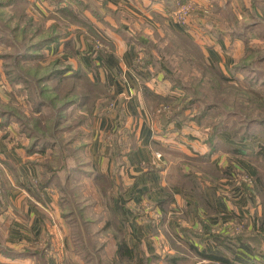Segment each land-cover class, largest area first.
<instances>
[{
    "label": "rangeland",
    "instance_id": "374dc122",
    "mask_svg": "<svg viewBox=\"0 0 264 264\" xmlns=\"http://www.w3.org/2000/svg\"><path fill=\"white\" fill-rule=\"evenodd\" d=\"M48 1L0 0V168L14 169L13 180L29 181L34 188L31 193H38L37 186L44 185L36 197L48 208L47 226L55 228V233H49L50 243L42 240L37 245L45 248V259L32 263L21 259L13 264H127L116 256L120 237H125L138 255L152 256L147 264H167L166 255L176 251L171 237L174 242L177 235L189 237L185 230L195 219L188 214L179 217L177 206L171 207L166 221H152L158 228L156 234L147 219L125 221L134 201L147 205L145 211L151 208L148 200L152 199L154 166L128 152L131 138L137 145L133 150L139 148L137 124L142 110L154 128L172 132L164 121L155 120L160 107L144 95L146 83L166 96L167 100L158 102L167 111L186 108L181 119L188 126L176 122L190 135L183 144L196 141L208 151L207 140L212 134L221 147L214 159L217 164L224 163L220 154L232 150L240 153L230 154L231 160L256 168V176L239 169L230 179L239 202L248 204V209L256 207L258 229L259 208L264 204V0H170L169 16L156 19L159 24L154 19L148 22L145 16L123 19L113 8L96 2L94 7L101 8L109 21L104 16L96 18L99 30L83 26L71 12L60 13ZM184 7L192 11L186 19H176L175 12ZM52 16L71 20L60 40L55 38L62 35L61 23ZM218 39L226 43L233 58L226 67L211 62L205 51ZM71 49L75 54H69ZM79 62L86 68L95 62V76L91 70L90 77L77 71ZM86 80L105 84V92L93 83L90 87ZM100 104L108 105L99 115ZM194 119L197 121H191ZM117 136L129 140L119 155L118 148L114 150ZM2 158L11 159L12 163L8 162L13 166ZM157 160L155 166L164 165V153ZM178 160L184 158H175L174 166ZM137 164L138 169L134 167ZM183 166L188 169L185 163ZM159 173H155L158 181ZM221 196L229 201L228 196ZM13 213L21 216L18 209ZM219 217L214 229L224 234L214 238V248L207 243V252L218 248L215 252L222 254L224 249L238 262L264 264V250L224 238L230 229L243 232L246 221L236 225ZM9 219L1 231L11 229ZM253 221L249 220L247 229L253 227ZM205 223L209 228L210 223ZM260 239L264 241V233ZM180 252L193 257L186 244ZM200 263L223 264L213 260Z\"/></svg>",
    "mask_w": 264,
    "mask_h": 264
},
{
    "label": "crops",
    "instance_id": "0c3cea01",
    "mask_svg": "<svg viewBox=\"0 0 264 264\" xmlns=\"http://www.w3.org/2000/svg\"><path fill=\"white\" fill-rule=\"evenodd\" d=\"M103 3H105L106 6L118 11L119 15L123 19L132 18L138 20L139 18L145 16L148 22H151L152 19H154V22H156L157 24L159 23L156 19H158L159 17L168 18L169 14L167 15V9H169L168 7L171 5L166 0H103ZM100 12H102V10H100ZM84 13L85 17L89 20L91 24L95 26V28H97L98 30L101 29L98 24L100 22L96 20L95 16H93L88 11H85ZM104 19L108 21L107 14L104 15ZM142 22L146 23V21L144 20ZM143 27H145L144 24ZM101 35L103 36L102 33ZM212 44L213 46H210L207 50L205 49V51L208 53V57L211 58L210 61L215 64H218L220 67H226V65L231 63V60L233 59L230 53L228 52L226 43L222 39H218V42H212ZM138 93H140V91H138ZM142 105H144L143 101ZM142 113V116L138 118L137 124V128L139 129V131H141V133L139 134V137H141V142L139 144V148L133 150L132 157H136L139 161L145 160L147 161V163H149V165L152 164L154 167H152V199L148 200L151 203V208L150 210L145 211V207L147 206L145 205L143 210L144 213L142 212V216H140L138 219H140L141 221L145 219L149 220V223L153 229V226L155 224L152 221L159 222L163 219L166 221V219L170 216V209H172L171 207L177 206L181 211L179 217L188 214L193 216V218L195 219V222L193 221V224L190 223L189 226L186 224L188 229H186L185 231L189 233V230L193 227L192 229H196L198 233L203 234L205 241L204 243H199L194 238H191L190 234L189 237L188 234L183 235V237L189 241L198 243L197 245H199L202 250L207 249L208 242H210L212 248H214L212 244L214 243L216 246L214 238L219 234L221 235V233L216 232L214 229V226L219 224L215 222H220L221 220L219 219V215L211 214L209 216H205L201 212V219L209 222L210 227L214 230H209L211 228L201 227V224L199 223V218L192 213V197L190 195L184 197L179 187L168 185L167 180L165 178L167 173V162H165L164 165H162L163 163H160V166H155L156 164H158L157 155L155 156V154L156 152H158V154H162V152L156 150L155 148H151H153V140H157L160 138L165 142L177 143L180 146V150L190 156L204 155L207 153L206 150L202 147V145H200L199 142L196 141L190 142L189 145H185V143L183 144L181 141L186 140V136L189 135V132L184 127L176 126V124L178 123H175V125H170L168 130L170 129V131L172 132L168 134H166L165 132L164 134L158 136L156 133L157 127H153L152 119L147 116V114H144L143 110ZM130 122H132V119L130 120ZM175 137L177 139V142L175 141ZM228 155L229 154L227 152H224L222 155H219V158H222L224 160V163L220 165L217 164V162H215L214 160L217 157V153L211 158L210 162L211 164H214L217 168L227 166ZM2 159H5V161H10L12 163L11 159ZM140 163L142 164V162ZM134 167H136L137 169L139 168L138 164ZM6 169L7 170L5 171L1 169L0 176V196H3V198L0 197V219H2L0 220V228L1 226H3V224H6L10 216L11 219L9 220L11 229L7 231H1L0 229V264H13V261L21 259V261H30L32 263L39 260V258L35 254V252L39 250V247L37 245L42 240H47L48 243H50L51 234L49 233H55V228L53 227V224H50L49 226H47L46 224L45 218H47L49 215L46 211L48 208L45 207L41 201H38V198L36 197V194H38L39 196L40 188L37 186L38 193H36L37 191H33L31 193L30 191H32V189L34 188L33 186H31V183L29 181L23 183L22 180H13L12 175L15 177L17 173H13L9 168ZM132 169L135 171L133 166ZM157 171H161V173H159L161 177L159 181L157 179V174L155 175ZM235 189V185L230 186L229 183H222L221 181H219L217 183V186H207V196L212 202V204H214L215 207L221 210V214L234 215L236 213V215L238 216H244L249 205L244 203L241 204V202H239L240 200L236 198V194H238V192ZM221 194L226 195V197L228 196L227 199L229 201L225 200L221 196ZM167 199H171V201L169 205V211L167 212V215L164 218L161 211L160 203ZM137 201H134V204L132 206L135 207L143 205L142 203ZM44 208L45 210H42ZM14 209H18L21 216H18L16 213L14 214ZM15 215L19 218H16ZM52 218H54V214L52 215ZM228 219L232 220L231 218ZM201 228H203V230ZM166 248L168 247L166 246ZM41 249L44 250L45 248ZM167 250L168 249H166L165 251ZM215 251H218V248ZM221 251L223 252L221 255L228 257V255H226L227 252L224 249H221ZM203 261L205 262V260ZM196 264L198 263L196 262Z\"/></svg>",
    "mask_w": 264,
    "mask_h": 264
},
{
    "label": "trees",
    "instance_id": "16d2710c",
    "mask_svg": "<svg viewBox=\"0 0 264 264\" xmlns=\"http://www.w3.org/2000/svg\"><path fill=\"white\" fill-rule=\"evenodd\" d=\"M166 1L169 4H171L170 0H166ZM96 2L101 3V5H100L101 7L106 6L105 3H103V0H49V5H51L53 7V9H56V6H57L58 11L62 14H64L65 12H71L73 19L78 20L80 22V24H82L83 26H86V27H90V29L93 30L94 25L91 24L89 22V20L85 17L84 12L88 11L93 16H95L96 18H101L99 16H104L102 14V12H100L101 8L98 9V8L94 7V3H96ZM113 11H115L117 14H119L118 11H116V10H113ZM62 16H64V15H62ZM52 17L54 19L58 20L62 25V26L60 25L62 35L55 38V40H60V37H65V35H66L65 31H66L67 27H69L68 23L71 20L61 19V18L54 17V16H52ZM94 44H95V41H94V43H92V45H94ZM68 45H70L72 47L74 46V44H72V43H68L67 46ZM101 49H103V47ZM97 51L98 50H96V53H94V56L97 54ZM68 52H69V54L73 55V54H75V49H71ZM91 66H92L91 68L90 67L86 68L82 62H79V67H78L77 71H80V72L82 71L83 76L90 77V73L88 70H91L94 72V76H95V73H96L95 72L96 71L95 62H92ZM80 72H78V73H80ZM85 82L88 83V85L90 86L93 83V80H86ZM93 84H95V86L100 88V90L102 92H105V90H104L105 84H102L101 82H96V83L94 82ZM143 93L146 96V98L148 97L147 95L151 96L152 101L157 102L158 103L157 106L160 107L158 109L159 110V113H158L159 115H157L158 117L156 115H154L157 123L158 122L161 123L164 121L163 122L164 125L170 126V125L178 122L180 124H183L182 126H188L187 124H184L186 122L183 119H181V117L183 116V113H184V109H186V108H184V107L175 108L172 111H167L165 109L166 106L163 105L162 102H158L160 100H167L166 96H162V95L158 94V92L155 91L154 87L151 88V87H149V85L143 84ZM158 98H159V100H156ZM164 103H166V101H164ZM107 105L108 104H100L97 107V109L99 111V115L102 113L103 114L105 113ZM154 114H156V113H154ZM121 120L123 122H125V121H127V117L125 116ZM191 121H197V119H194ZM156 133L158 136H160V135L164 134L165 132L160 131L159 129H156ZM127 141H129V140H125L124 138H122V137L119 138V136H117V138L115 139V147H114V150L116 148H118V152H117L118 154L117 155H119V153L122 151L124 152L123 149H125V147H123V146H125V143H127ZM130 142L132 144V147H131V149H129L128 152L131 154L133 152V149L137 148V145H136L135 141L132 140V138H131ZM217 142H219L218 139L211 134L210 138L207 140V144H208V146H211V148L208 151H206L207 152L206 154L201 155V156L187 155L180 150V146L177 143L165 142L160 138L157 140H153L152 147L155 148L156 150L161 151L165 155L166 162L169 165L168 169H167L166 176H165L168 185L179 187L181 192H182V195L184 197L189 196V195L192 197V213L199 218V223L201 224V227H205L204 224H206L205 222H207L206 220L201 219V216H200L201 212L205 216H209L211 214H216V215L218 214V215H221L222 219L231 218L236 223V225L242 224L243 222L246 221L245 224L243 223V230H242L243 232H241V233L240 232H233L232 233L231 229H230V231L226 235H224V238L226 240H228L229 242H234L237 244L238 243H248L250 245L252 244L255 247V249L264 250V241L262 239H260V238H262V234L264 233V216H263L264 204H263V208L258 207L260 210L261 209L262 210H261V216H260L261 222L259 224V228L257 229L258 222H257L256 215H254L256 207L254 209H250V208L247 209L246 214H244V216H238V215H236V213L234 215L233 214L232 215L221 214V210L219 208L215 207L214 204H212V202L210 201V199L207 196V186L208 185L217 186V183L219 181L226 180V181H230V183H229L230 186H234V181L232 179H230V178H232L231 176L234 174V171L237 172L240 170L243 171V170L248 169V171H250V174L252 176H256V174H257V170H256V168H254V166H251V167L247 166L248 164L246 165L245 163L238 161V159L231 160L230 154H232V153L236 154V153H240V152H232V150L230 148H228V146L221 144V142H220V144L223 147H225L227 150L228 149L231 150V152H227V153L229 154L228 159L233 165L231 163H229V161H228L227 166H222L220 168H217L214 164H211V162H210L211 158L217 153L219 148H221L218 145H216ZM204 143L206 144V140ZM263 150H264V148H263ZM261 153L264 154V152H261ZM177 157L184 158V160H182V161L178 160V163L174 166L173 165L174 159ZM5 162L8 163L7 161H5ZM184 163H185V165L188 166V169L186 168V166H185L186 169L184 168V166H183ZM9 164L11 165V163H8V165ZM230 164H231V166H230ZM10 170L12 172H14V169H10ZM160 170H162V169H160ZM172 170H174V174L171 172ZM0 176H1V169H0ZM43 186L44 185L42 183L39 184L40 189H43L44 188ZM170 201H171V199H167V200L160 203L161 211H162L164 218L166 217V214L169 211ZM144 207H145L144 204L141 206H135V207L132 206V210L126 211L128 218L127 219L125 218V221L132 220L133 218L138 219L140 216H142V212L144 210ZM249 220H254L253 221V227L251 229H247ZM118 222H119V220H118ZM162 222H164V221H162ZM228 226H231V224H229ZM209 228H211V227L209 226ZM153 229H154L155 234L158 233L156 225L153 226ZM245 229L250 230V231H246ZM117 231H118V233H122V230H121V228H119V225H117ZM189 234H190L191 238H194L199 243H202V242L204 243L205 238H204L203 234H199L196 229L194 230L191 228L189 230ZM222 234H224V233H221V235ZM177 236H178V239L175 242H174V239H172V237L170 239L171 242L173 243L174 248L176 249V251H175L176 253L175 252L174 253L169 252V254L166 255L165 262L167 264H196V262L198 264H203V263H200L203 260H209V261L213 260V261H218V262L223 263V264H261L255 260H252L250 262L249 261L248 262H246V261L245 262H238V261H236V258H233L231 256L226 257V256L218 254L216 252H207V250H202L200 248V246L197 245L198 243H194L192 241H189L180 235H177ZM184 244H186V246L188 248V252L190 254H192L193 257L195 256L197 258V260H196V258L194 259L193 257H189V256L181 254L180 248L182 246H184ZM178 248H179V251H178ZM142 251H145V250H142ZM35 254L37 255L38 258L45 259L44 250H42L41 248H39V250L36 251ZM144 255L147 258L142 257V255L141 256L138 255L136 249L133 246H130V244L127 242L125 237H120L119 239H117V241H116V256L119 257L120 259L125 260L127 264H133L136 261L140 262V263L143 262L144 264H147L149 262L148 260L152 259V256L148 255L147 253L146 254L144 253ZM152 255L157 256V254H152Z\"/></svg>",
    "mask_w": 264,
    "mask_h": 264
},
{
    "label": "built area",
    "instance_id": "2783aa9c",
    "mask_svg": "<svg viewBox=\"0 0 264 264\" xmlns=\"http://www.w3.org/2000/svg\"><path fill=\"white\" fill-rule=\"evenodd\" d=\"M191 8L189 7H184L183 9L182 8H179L177 12H175V17L176 19H186L190 13ZM160 154H157V156L159 157Z\"/></svg>",
    "mask_w": 264,
    "mask_h": 264
}]
</instances>
